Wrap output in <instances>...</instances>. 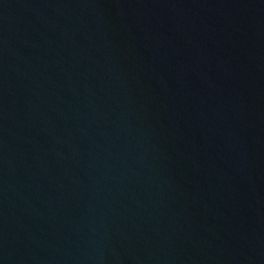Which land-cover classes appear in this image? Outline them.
Instances as JSON below:
<instances>
[{
	"label": "water",
	"instance_id": "water-1",
	"mask_svg": "<svg viewBox=\"0 0 264 264\" xmlns=\"http://www.w3.org/2000/svg\"><path fill=\"white\" fill-rule=\"evenodd\" d=\"M0 264H264V0H0Z\"/></svg>",
	"mask_w": 264,
	"mask_h": 264
}]
</instances>
